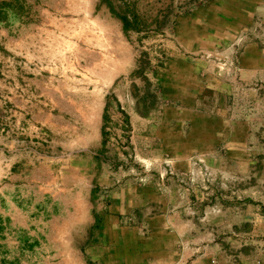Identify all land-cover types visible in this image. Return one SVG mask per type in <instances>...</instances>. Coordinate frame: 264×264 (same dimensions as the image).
I'll return each instance as SVG.
<instances>
[{
  "label": "rangeland",
  "instance_id": "1",
  "mask_svg": "<svg viewBox=\"0 0 264 264\" xmlns=\"http://www.w3.org/2000/svg\"><path fill=\"white\" fill-rule=\"evenodd\" d=\"M0 2V264H264V0Z\"/></svg>",
  "mask_w": 264,
  "mask_h": 264
},
{
  "label": "trees",
  "instance_id": "2",
  "mask_svg": "<svg viewBox=\"0 0 264 264\" xmlns=\"http://www.w3.org/2000/svg\"><path fill=\"white\" fill-rule=\"evenodd\" d=\"M0 4L2 5V4H4V2H0ZM123 24H124V26L126 27V26H128V20H127V18L126 17H123Z\"/></svg>",
  "mask_w": 264,
  "mask_h": 264
}]
</instances>
